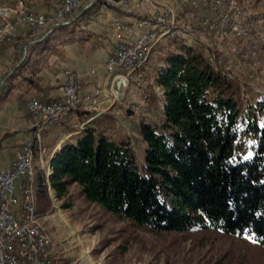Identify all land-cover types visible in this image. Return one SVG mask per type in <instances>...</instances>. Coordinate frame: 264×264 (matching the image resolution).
<instances>
[{
  "label": "trees",
  "instance_id": "obj_1",
  "mask_svg": "<svg viewBox=\"0 0 264 264\" xmlns=\"http://www.w3.org/2000/svg\"><path fill=\"white\" fill-rule=\"evenodd\" d=\"M55 32L33 45L49 42ZM169 47L158 45L153 58ZM165 65L158 79L163 121L139 127L147 146L144 164L130 138L120 134L114 109L79 110L81 137L54 154L49 183L36 176L39 214L52 209L51 191L63 199L76 184L89 202L155 233L213 230L264 246V100L257 104L259 121L243 116L239 83L219 73L204 53L169 51ZM17 73L2 91H10Z\"/></svg>",
  "mask_w": 264,
  "mask_h": 264
},
{
  "label": "built area",
  "instance_id": "obj_2",
  "mask_svg": "<svg viewBox=\"0 0 264 264\" xmlns=\"http://www.w3.org/2000/svg\"><path fill=\"white\" fill-rule=\"evenodd\" d=\"M85 0H62L51 16L37 13L29 0H0V53L12 45L25 49L62 26L71 24ZM152 18L116 22L118 42L105 69L112 97L123 99L134 75L142 72L161 43L184 41L182 52L204 53L224 77L239 83L243 99L252 91L264 100V13L250 0H140ZM133 0H126L127 8ZM27 44L24 46V43ZM95 73V71H92ZM159 79V77H158ZM79 79L62 86V100L28 102L35 130L33 143L23 145L11 167L0 173V264H60V247L38 212L36 150L46 154L44 132L61 125L79 110L97 112L108 97L101 91L83 94ZM149 95L143 93L139 109ZM98 113V112H97ZM83 124L81 128H84ZM50 174L46 179L49 183ZM53 207H57L54 205Z\"/></svg>",
  "mask_w": 264,
  "mask_h": 264
},
{
  "label": "rangeland",
  "instance_id": "obj_3",
  "mask_svg": "<svg viewBox=\"0 0 264 264\" xmlns=\"http://www.w3.org/2000/svg\"><path fill=\"white\" fill-rule=\"evenodd\" d=\"M250 1L264 13V0ZM90 2L91 0L84 1L75 18ZM185 42L188 43L187 40L166 42L171 49L168 52H182ZM30 46L27 47L26 58ZM24 51L25 49H21L17 68L15 67L12 75L26 60L25 58L21 63ZM168 52H160L154 58L151 55L144 70L130 80L123 99L116 102L114 113L120 121V134L130 138L140 166L144 164L147 148L140 136V124L157 126L163 121L165 95L158 85L157 77L166 67ZM143 93L149 95V101L141 111L138 107ZM248 93L250 96L246 100L241 93L242 115H251L259 121V100L252 91L249 90ZM82 125V120L74 115L55 126V138L49 144H43L47 149L46 154L40 157L37 151V175L47 176L51 172L47 160L55 153L54 149L70 142L71 138L64 135L59 138L60 132L68 133L69 128L75 127L82 130ZM51 205L52 209L43 217V222L60 247V264H264V246L247 236H227L219 231L200 229L182 233H155L121 220L101 206L89 202L76 184L69 187L68 194L63 199L52 198ZM54 205L57 207H53Z\"/></svg>",
  "mask_w": 264,
  "mask_h": 264
},
{
  "label": "crops",
  "instance_id": "obj_4",
  "mask_svg": "<svg viewBox=\"0 0 264 264\" xmlns=\"http://www.w3.org/2000/svg\"><path fill=\"white\" fill-rule=\"evenodd\" d=\"M61 2L62 0H29L35 12L47 16H51ZM95 2L94 9L74 23L56 30L49 42L31 45L27 65L20 71L17 70V75L10 79V91L0 90V173L11 167L17 151L23 145L35 140L34 122L28 110V102L32 99L44 103L62 100L61 88L70 77L81 81L83 94L101 91L108 97L98 107V113L115 110L116 103L110 89L111 77L105 69L118 42L119 35L114 25L119 21L152 18L154 13H150L146 4L140 0H133L131 8L126 7V0ZM20 53L21 50L12 45L2 48L0 83L17 67ZM55 129L56 127H52L44 132V143L49 144L55 138ZM82 131L83 129L72 133L60 132L58 137L64 135L71 138L69 143H76ZM62 147L57 146L55 153ZM55 153L47 160L49 168ZM51 196L55 197L53 191Z\"/></svg>",
  "mask_w": 264,
  "mask_h": 264
},
{
  "label": "water",
  "instance_id": "obj_5",
  "mask_svg": "<svg viewBox=\"0 0 264 264\" xmlns=\"http://www.w3.org/2000/svg\"><path fill=\"white\" fill-rule=\"evenodd\" d=\"M94 2H95V0H91V2L89 3V5H87L77 16H76V18H78V17H80V16H82L87 10H89L92 6H93V4H94ZM76 18H74L73 20H72V22L71 23H73L75 20H76ZM52 31L53 30H50V32H48V34L46 35V36H44L43 38H41V39H39V40H37V41H35V43H39V42H42L46 37H48L51 33H52ZM27 47H28V45H26V47H25V55H24V58L22 59V61H21V63L25 60V58H26V54H27ZM20 63V64H21ZM19 66V65H18ZM17 68V67H16ZM16 68L9 74V75H7L2 81H1V83H0V90H1V88L4 86V84L6 83V81H7V79L12 75V73L16 70Z\"/></svg>",
  "mask_w": 264,
  "mask_h": 264
}]
</instances>
